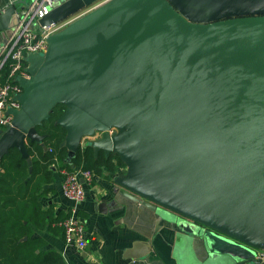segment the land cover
I'll return each instance as SVG.
<instances>
[{
    "label": "water",
    "instance_id": "1",
    "mask_svg": "<svg viewBox=\"0 0 264 264\" xmlns=\"http://www.w3.org/2000/svg\"><path fill=\"white\" fill-rule=\"evenodd\" d=\"M99 1L61 0L41 24ZM15 11L0 0L1 37ZM27 62L0 171L16 149L33 173L28 143L48 151L36 128L62 104L66 162L86 146L118 155L122 193L169 223L179 264H262L264 0H109Z\"/></svg>",
    "mask_w": 264,
    "mask_h": 264
},
{
    "label": "crops",
    "instance_id": "2",
    "mask_svg": "<svg viewBox=\"0 0 264 264\" xmlns=\"http://www.w3.org/2000/svg\"><path fill=\"white\" fill-rule=\"evenodd\" d=\"M53 171V181L43 187L41 204L43 210L63 217L73 203L64 195L62 171L59 167ZM127 172L126 166L103 168L101 175L93 174L92 183L85 184L86 197L78 210L86 222V251L67 245L56 225L40 230L32 225L33 237L45 241L43 250L57 252L66 264H179L178 238L169 223L158 225L156 214L122 193L117 181ZM191 249L193 256L203 258L200 243Z\"/></svg>",
    "mask_w": 264,
    "mask_h": 264
},
{
    "label": "trees",
    "instance_id": "3",
    "mask_svg": "<svg viewBox=\"0 0 264 264\" xmlns=\"http://www.w3.org/2000/svg\"><path fill=\"white\" fill-rule=\"evenodd\" d=\"M66 107L57 105L49 120L36 129L45 136L44 149L36 143H28V151L33 159V173L21 154L11 150L1 163L0 171V264H66L64 258L54 251H44L45 241L33 237L32 225L37 229L58 226L67 214L56 216L51 210H43L41 198L43 187L54 179L53 168L72 172L76 169L101 175L103 168L115 170L126 166L118 155L106 157L101 152L98 157L94 150L86 146L80 148L71 162H66L67 149L61 148L66 138V129L57 122Z\"/></svg>",
    "mask_w": 264,
    "mask_h": 264
},
{
    "label": "built area",
    "instance_id": "4",
    "mask_svg": "<svg viewBox=\"0 0 264 264\" xmlns=\"http://www.w3.org/2000/svg\"><path fill=\"white\" fill-rule=\"evenodd\" d=\"M10 1L12 5H16L15 21L6 31L5 36H0V130L12 125L14 116L11 112L21 108L19 101V97L23 94L21 81L31 79L27 58L33 54L44 55L49 48V39L52 36L101 5L89 6L60 22L46 26L42 25L41 21L61 0ZM108 132L113 136L118 130L111 128ZM96 137L84 138L83 147ZM62 173L64 175L63 192L73 206L67 211V217L60 226L64 230L65 243L84 252L88 247L86 222L79 216L78 206L86 197L85 184L92 183L94 175L81 169L72 172L62 171ZM261 256L264 257V253H261Z\"/></svg>",
    "mask_w": 264,
    "mask_h": 264
},
{
    "label": "rangeland",
    "instance_id": "5",
    "mask_svg": "<svg viewBox=\"0 0 264 264\" xmlns=\"http://www.w3.org/2000/svg\"><path fill=\"white\" fill-rule=\"evenodd\" d=\"M105 1H107V0H101V1H99L98 3L94 4V6H97V5L103 4Z\"/></svg>",
    "mask_w": 264,
    "mask_h": 264
}]
</instances>
